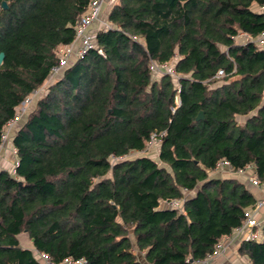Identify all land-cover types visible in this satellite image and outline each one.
Returning a JSON list of instances; mask_svg holds the SVG:
<instances>
[{"label":"trees","instance_id":"16d2710c","mask_svg":"<svg viewBox=\"0 0 264 264\" xmlns=\"http://www.w3.org/2000/svg\"><path fill=\"white\" fill-rule=\"evenodd\" d=\"M91 2L0 0V145ZM263 5L116 0L109 26L94 28L97 47L12 134L19 164L0 169V264H46L41 254L55 264H194L241 227L259 201L252 188L264 186ZM153 60L179 78L154 73ZM162 132L154 156L124 158ZM221 161L236 176L213 177ZM175 199L182 210L162 205ZM237 250L242 264H264V239Z\"/></svg>","mask_w":264,"mask_h":264},{"label":"built area","instance_id":"2783aa9c","mask_svg":"<svg viewBox=\"0 0 264 264\" xmlns=\"http://www.w3.org/2000/svg\"><path fill=\"white\" fill-rule=\"evenodd\" d=\"M108 2V0H92L90 4V8L86 14L80 17L77 25H76V37L75 40L68 45L60 47L58 51L59 56V63L52 67L51 69V75L48 79V82L53 81L56 76L60 75L63 70L69 65V63L77 59L79 57L84 56L89 50L94 49L97 47L95 39H96V32L94 28H106L109 26V23L106 19H104V6ZM261 10H264V5L260 7ZM244 36V34H243ZM255 41L259 45H264V32L258 36ZM150 70H152L156 74H170L174 76L176 79L179 78V75L177 74L174 66L172 63L164 62L160 63L157 61H151L150 63ZM225 75V72L223 69L219 70L217 73V77H222ZM38 89L33 92L32 94H37ZM46 93V92H45ZM31 95V94H30ZM29 95V96H30ZM28 96V97H29ZM26 98L22 104H24L26 101L29 102L30 99ZM18 114H16L15 118L9 121L6 125V128H12L16 125V123L19 120ZM4 130L3 134V142L0 145V154L5 147V143L8 140V128ZM165 132L162 133H154L148 142L147 149L154 145L156 146L158 142L161 140ZM14 149V152L16 153V149ZM19 164L18 160H15V166ZM227 170L231 172L230 164L226 161H221L218 166L217 170ZM14 173V171H13ZM238 174H247V170H239L237 172ZM250 182L252 184L259 186V180L255 176H249ZM184 199H175V200H166L162 202V205L169 208H176L182 210L183 208ZM261 210H264V198L259 199L257 205L248 211L247 218L244 222V224L237 228L233 234L230 236H227V239H222L215 248V251L210 254L205 259L197 260L194 262V264H209L210 262L214 261L215 259H218L221 257L228 249L229 245L227 240H233L236 237H238L243 232L246 233L245 240H252V239H260L259 238V232L258 230H255V228L260 226L259 220L257 219V214L260 213ZM42 259L47 262V264H55L51 261V259L45 255L41 254ZM82 259H73V258H66L61 264H83Z\"/></svg>","mask_w":264,"mask_h":264},{"label":"crops","instance_id":"0c3cea01","mask_svg":"<svg viewBox=\"0 0 264 264\" xmlns=\"http://www.w3.org/2000/svg\"><path fill=\"white\" fill-rule=\"evenodd\" d=\"M115 1L116 0H108V2L106 4L107 6H105V10L106 11L104 13V19H105V16L108 15L107 13L110 10V6ZM111 2H113V3H111ZM242 37H243V35H242ZM243 41H244V39H243ZM4 152H5V147L3 148V150H2V152L0 154V169L1 168L9 169L11 167V165H12V162H9L8 160L5 159V155L3 154ZM2 154H3V156L1 157ZM216 171H217V174L214 175L216 178L228 177L229 176L228 174L233 173L232 171L231 172L230 171H222V170H216ZM218 171H221L223 173H221V172L219 173ZM213 172L215 173V171H213ZM211 175H212V172H211ZM235 175H231V176H235ZM252 190L254 191V193L257 195V197L259 199L264 198V186H262V187H253ZM263 213H264V210H261L260 213L257 214V219L259 220L260 224H262L263 221H264V219L262 217ZM258 232H259L258 233L259 234V238L260 239H264V236L262 234V230L260 228L258 229ZM22 237H25L26 239L22 240ZM22 237H21V244L24 247H28L30 249L35 250L34 247H33L32 242L29 240L28 236L27 235H23ZM245 237H246V233L243 232L242 234H240L235 239L227 240L226 243H228V245H229L227 251L221 257H219L218 259H215L214 261L210 262L209 264H242V263H244L246 261V258L239 254L237 248H238L239 244L243 240H245ZM223 239H225V238H223ZM226 239H227V237H226Z\"/></svg>","mask_w":264,"mask_h":264},{"label":"rangeland","instance_id":"374dc122","mask_svg":"<svg viewBox=\"0 0 264 264\" xmlns=\"http://www.w3.org/2000/svg\"><path fill=\"white\" fill-rule=\"evenodd\" d=\"M113 3V2H111ZM257 8V7H256ZM244 37H240L239 38V41H243ZM245 40V39H244ZM59 76V75H58ZM57 78V76H56ZM56 78L51 81V82H45L37 91V94L33 95L31 94L28 98L30 99L29 102H25L24 104H21L20 106H18L17 108V114L19 116V120L18 122L16 123V125L14 127H12L11 129L8 128V140L7 142L5 143V152L3 153L5 155V159L8 160L9 162H14L16 160V153L14 152V149L13 148V144H12V138H13V133L14 131L17 129L18 126L21 125V123H23L29 116V114L31 113V111L35 108V106L37 105V102L39 101V99L45 94L44 92H47L49 86L56 80ZM44 93V94H43ZM6 128V129H7ZM156 146L152 145L150 146L148 149L146 148L145 151H132L130 154H128L126 157L124 158H132V157H136V156H139V155H142V154H145L147 153L148 155L149 154H153V156L156 154ZM3 154L1 155V157L3 156ZM117 160H119V158L117 157H113L112 158V162H116ZM12 166V165H11ZM222 171H227V170H222ZM219 173L221 171H218ZM223 173V172H221ZM230 173V172H229ZM217 174V171L215 170V173L212 172V176L215 177L214 175ZM229 176L231 175H235V173H230L228 174ZM242 176H246V174H240ZM221 176V175H220ZM236 176V175H235ZM246 178V177H245ZM245 178H242V180H244ZM26 239L25 237H22V240ZM34 252H36L34 250ZM37 254V252H36ZM37 257L39 258V254H37ZM47 264V262H45Z\"/></svg>","mask_w":264,"mask_h":264},{"label":"water","instance_id":"95a60500","mask_svg":"<svg viewBox=\"0 0 264 264\" xmlns=\"http://www.w3.org/2000/svg\"><path fill=\"white\" fill-rule=\"evenodd\" d=\"M2 7L3 8H7V3L3 2L2 3ZM5 59V53L4 52H0V66L2 65V63L4 62ZM204 118V114L203 111H201L197 117V120L203 119Z\"/></svg>","mask_w":264,"mask_h":264}]
</instances>
